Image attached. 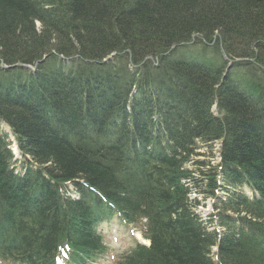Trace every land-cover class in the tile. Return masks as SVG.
<instances>
[{
    "label": "trees",
    "instance_id": "obj_1",
    "mask_svg": "<svg viewBox=\"0 0 264 264\" xmlns=\"http://www.w3.org/2000/svg\"><path fill=\"white\" fill-rule=\"evenodd\" d=\"M194 36L244 60L169 52ZM2 121L41 168L16 174L0 129L1 257L55 264L68 243L83 262L104 197L148 219L151 247L121 264H264V0H0ZM218 140L222 168L194 163ZM243 185L261 197H226ZM218 189L220 235L192 198Z\"/></svg>",
    "mask_w": 264,
    "mask_h": 264
},
{
    "label": "rangeland",
    "instance_id": "obj_2",
    "mask_svg": "<svg viewBox=\"0 0 264 264\" xmlns=\"http://www.w3.org/2000/svg\"><path fill=\"white\" fill-rule=\"evenodd\" d=\"M204 46H205V43L204 42L203 43H200L199 40H198V38H196L193 42H191V43L189 42L186 45H183L180 50H178L179 47H177L174 50V52H175V54H178V55H180V52H183L181 54L186 55L184 57H186L188 59H192V58H203V57L208 58V57H211L207 61H214L215 59H217V61H222V56H221L222 54H221V52H219V51H221L220 48L219 49H216L218 51H213L212 49L206 48ZM208 47L211 48V47H213V45L210 44V45H208ZM218 52L221 55L216 56V53H218ZM235 71H237V70L235 69L234 72H233V74L236 75L237 72H235ZM212 109L214 111V114L217 115L218 109L215 108V107H213ZM69 120H71V119H69ZM5 130L7 131L8 129L5 128ZM7 137H8V140L11 141L10 143H12V145H13V142L12 141H13L14 138L11 135V133H8ZM200 143H202V142H200ZM220 143H221L220 140L214 142L213 144H209L208 143L207 144V147L204 145V143L201 144L202 146H201V148L198 149L199 150V153H196L197 156L194 159V163H196L199 160V162L202 161L203 163H207V164L209 163L212 166H215L214 164L217 163L218 156L220 154V153H218L219 152L218 149H219V144ZM34 162H30L28 159L25 160L23 158V159L20 160V162H17V165L22 170H27V171L28 170H34L35 169L34 167H37V165L34 164ZM25 167H26V169H25ZM39 167H41V165H39ZM190 169H192L194 171V173H195L194 174V177H196V178L197 177H201V174H200V172L198 170V165H194L193 164L192 165V168H190ZM204 170H208V169H204ZM43 176L46 178L45 179L46 181H49V180H47L46 175H43ZM204 183H206V179H204ZM242 189L243 188L239 187L237 190L238 191H242ZM69 190H71V189H69ZM61 191L62 190H60V193H61ZM224 191L226 193V190H224ZM65 192H66L65 197L70 198L71 195H69L67 193L68 191L65 190ZM69 193L71 194L70 191H69ZM225 193L222 192L220 195H218V197L219 198L223 197ZM232 193H235V192L229 191V194L226 195V196H230V195H232ZM193 197L195 199H197V202L196 203H198V205L196 207V211H197L196 213L198 215L200 214L203 219H208V214H210V213L211 214H214L215 212H217V210H213L212 209V206H211V203H213V200L212 199L206 198L204 195H199V196L198 195L197 196L192 195V198ZM101 229L105 233L104 236L106 235L105 237H107L108 243L111 244L112 251H114L115 253L122 252V250L128 248L129 246L132 247L136 243V240L137 239H135V237L131 234V232L130 231H127L126 229H123V227L118 228V225H116V223L110 222L109 224H106V225L104 224ZM223 230L224 229H222L221 231H223ZM135 234L138 236L139 235V232L136 231ZM113 236H118L119 239L116 240V239L113 238ZM113 239L116 240L117 242H114ZM214 250L215 249L213 248L212 249V252ZM112 261L113 260H111V262Z\"/></svg>",
    "mask_w": 264,
    "mask_h": 264
},
{
    "label": "bare ground",
    "instance_id": "obj_3",
    "mask_svg": "<svg viewBox=\"0 0 264 264\" xmlns=\"http://www.w3.org/2000/svg\"><path fill=\"white\" fill-rule=\"evenodd\" d=\"M2 61V60H1ZM1 65H3L4 66V68H8V66L5 64V62L4 61H2V64ZM15 65V64H14ZM155 65H157L156 63H155ZM10 126H9V124L8 123H6L5 121H2V123H1V125H0V129H1V131H2V134H6L7 133V131L5 130V128L6 129H8ZM7 148H8V146H7ZM23 157V156H22ZM24 158V157H23Z\"/></svg>",
    "mask_w": 264,
    "mask_h": 264
}]
</instances>
